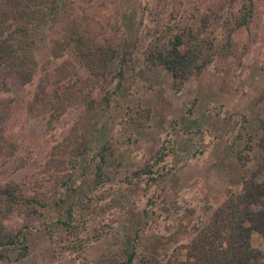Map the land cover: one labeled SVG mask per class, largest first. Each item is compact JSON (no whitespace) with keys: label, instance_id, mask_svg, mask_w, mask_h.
<instances>
[{"label":"rangeland","instance_id":"obj_1","mask_svg":"<svg viewBox=\"0 0 264 264\" xmlns=\"http://www.w3.org/2000/svg\"><path fill=\"white\" fill-rule=\"evenodd\" d=\"M77 2L32 34L39 62L33 82L0 91L9 104L0 184L19 189L3 219L26 232L0 264H113L124 258L128 238L137 258L154 248L162 259H183L178 245L190 239L191 227L239 192L264 157V0H254L247 25L235 30L242 0ZM163 23L192 27L210 58L179 87L166 68L145 60ZM71 27L98 41L125 39L119 53L130 58L118 87L110 73L96 81L68 46L52 52L54 42L71 38ZM115 61L97 68L113 73ZM63 66L78 77L63 95V110L53 113L56 100L31 104L39 77L48 73L51 81ZM148 167L154 179L143 172ZM21 243L28 252L18 256ZM251 244L264 251L260 233L252 232Z\"/></svg>","mask_w":264,"mask_h":264},{"label":"trees","instance_id":"obj_2","mask_svg":"<svg viewBox=\"0 0 264 264\" xmlns=\"http://www.w3.org/2000/svg\"><path fill=\"white\" fill-rule=\"evenodd\" d=\"M242 1L244 3L240 17L236 18L232 30L246 26L252 15L254 0ZM77 4V0H0L1 93L9 90L11 84L16 82L22 84L33 82L39 62L34 53L37 44L32 34L49 22L62 20L65 12ZM139 23L140 25L143 23L142 19ZM76 32L77 29L71 27V38H63L64 44L60 40L54 42L52 52L61 55L63 48L68 46L75 50L89 73L96 76V81L99 80L97 77L107 78V74L110 73L109 80L116 78L115 86L118 87L124 74V64L127 63V58H130L128 54L125 55V50L119 53V48L124 46L125 39L123 43H115L112 37H104L102 41H98L89 36L83 37ZM156 34L158 35V32ZM229 34L226 45L231 43ZM115 57L117 61L114 63L113 73L110 68L103 71L97 68V62L106 66L108 62L112 63ZM145 60L150 65L160 64L166 68L171 73L174 84L179 87V84L189 76L199 74L210 58H203L198 46V35L192 27L178 30L170 23L168 25L163 23L161 35L153 37L150 41ZM76 74L75 71L65 70L63 66L58 76L51 81L47 80L48 73L39 77L37 88L31 97V104L41 103L44 106H52L56 100L59 103L55 104L53 113L59 108L62 111L63 95L68 94L69 90L78 84ZM87 81L85 84L88 86L90 82ZM8 105L7 101L0 100V135L4 131V123L9 112ZM258 121L262 130L260 140L262 144L264 117L259 118ZM97 169L96 172L99 173L98 165ZM143 172L150 174V179L155 178L150 167L145 168ZM260 174L263 176L258 178ZM18 190L17 186L0 184V204L4 200L8 204L0 210L3 213L0 216V261L10 259L9 246H14L15 243L26 238L23 229L17 228L13 231L4 224L5 215L12 211V204L19 199ZM22 196L20 194L21 199ZM31 200L28 198V201ZM41 206L44 207L45 204L41 203ZM253 231L260 233L264 239V157L258 167L244 178L239 192L228 195L213 208L208 219H201L199 224L191 227L190 239L178 245L185 249L183 259H162L154 248L152 249L156 254L146 250L137 258V243L128 238L124 258L113 264H264V251L251 244ZM27 252L28 244L21 243L18 256Z\"/></svg>","mask_w":264,"mask_h":264}]
</instances>
